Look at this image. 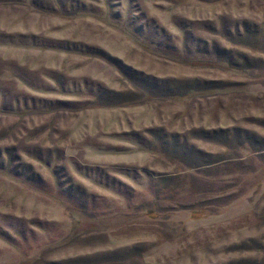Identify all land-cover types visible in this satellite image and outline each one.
Listing matches in <instances>:
<instances>
[{
  "label": "rangeland",
  "instance_id": "obj_1",
  "mask_svg": "<svg viewBox=\"0 0 264 264\" xmlns=\"http://www.w3.org/2000/svg\"><path fill=\"white\" fill-rule=\"evenodd\" d=\"M0 264H264V0H0Z\"/></svg>",
  "mask_w": 264,
  "mask_h": 264
}]
</instances>
